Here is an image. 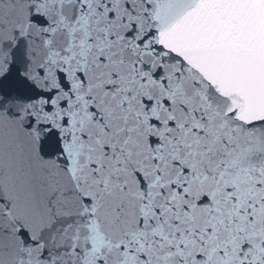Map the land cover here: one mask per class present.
I'll list each match as a JSON object with an SVG mask.
<instances>
[{
    "label": "snow or ice",
    "instance_id": "obj_1",
    "mask_svg": "<svg viewBox=\"0 0 264 264\" xmlns=\"http://www.w3.org/2000/svg\"><path fill=\"white\" fill-rule=\"evenodd\" d=\"M0 264H264V0H0Z\"/></svg>",
    "mask_w": 264,
    "mask_h": 264
}]
</instances>
